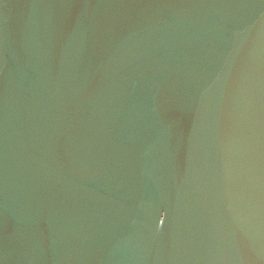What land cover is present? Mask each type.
<instances>
[{
    "label": "water",
    "instance_id": "1",
    "mask_svg": "<svg viewBox=\"0 0 264 264\" xmlns=\"http://www.w3.org/2000/svg\"><path fill=\"white\" fill-rule=\"evenodd\" d=\"M0 264H264V0H0Z\"/></svg>",
    "mask_w": 264,
    "mask_h": 264
}]
</instances>
